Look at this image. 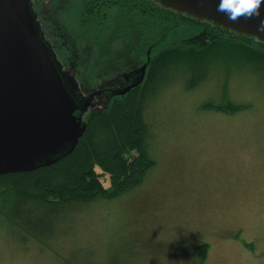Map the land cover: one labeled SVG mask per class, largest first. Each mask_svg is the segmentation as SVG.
I'll use <instances>...</instances> for the list:
<instances>
[{
  "label": "rangeland",
  "instance_id": "obj_1",
  "mask_svg": "<svg viewBox=\"0 0 264 264\" xmlns=\"http://www.w3.org/2000/svg\"><path fill=\"white\" fill-rule=\"evenodd\" d=\"M92 1L31 2L72 91L82 101L100 93L89 115L150 58L115 7L103 34L88 32ZM219 46L193 64L156 66L139 90L154 164L138 187L69 219L0 214V264H264V56Z\"/></svg>",
  "mask_w": 264,
  "mask_h": 264
},
{
  "label": "trees",
  "instance_id": "obj_2",
  "mask_svg": "<svg viewBox=\"0 0 264 264\" xmlns=\"http://www.w3.org/2000/svg\"><path fill=\"white\" fill-rule=\"evenodd\" d=\"M109 7H115L127 23L135 22L124 29L141 33L137 46L146 52V58L150 52L144 82L124 96L113 97L102 112L87 114V131L73 153L33 172L0 176V214L8 221L25 224L44 217L69 219L93 200L118 198L142 183L154 162L144 144L145 100L139 90L156 66L177 65V59L193 64L209 51L219 50L222 43L240 44L264 56V43L258 39L177 14L153 0L92 1L83 8L84 28L103 34ZM224 110H232L231 104ZM106 176L108 188L101 181Z\"/></svg>",
  "mask_w": 264,
  "mask_h": 264
},
{
  "label": "water",
  "instance_id": "obj_3",
  "mask_svg": "<svg viewBox=\"0 0 264 264\" xmlns=\"http://www.w3.org/2000/svg\"><path fill=\"white\" fill-rule=\"evenodd\" d=\"M153 1L264 43V33L257 32L259 19L228 21L216 10L219 0ZM31 2L0 0V176L33 172L73 153L87 131L93 100V94L80 100L70 88ZM261 12L264 18V6ZM146 68L127 88L106 90L108 103L140 87Z\"/></svg>",
  "mask_w": 264,
  "mask_h": 264
},
{
  "label": "clouds",
  "instance_id": "obj_4",
  "mask_svg": "<svg viewBox=\"0 0 264 264\" xmlns=\"http://www.w3.org/2000/svg\"><path fill=\"white\" fill-rule=\"evenodd\" d=\"M262 6H264V0H219L216 10L224 14L227 20L232 22H236L240 18L245 20L257 18L259 19L257 32L264 33Z\"/></svg>",
  "mask_w": 264,
  "mask_h": 264
},
{
  "label": "flooded vegetation",
  "instance_id": "obj_5",
  "mask_svg": "<svg viewBox=\"0 0 264 264\" xmlns=\"http://www.w3.org/2000/svg\"><path fill=\"white\" fill-rule=\"evenodd\" d=\"M46 37H45V36ZM44 38H45V40L47 41V43L49 44V46L51 45L53 48H54V50L56 49V47H55V45L52 43V41H51V39H49V36H47L46 35V33L44 32ZM56 51V50H55ZM56 55H58L57 54V52H56ZM58 57H59V55H58ZM129 75H132V76H130L129 78H128V80H127V84H132L134 81H135V79L137 78V76H138V74H137V72H133V73H131V74H129ZM126 76H128V75H126ZM110 89H113V88H110ZM110 89H105L104 90V92L106 91V90H110ZM102 93V92H101ZM104 94V93H103ZM98 95H100V93H93V100H92V105H94L95 104V102L97 101V97H98ZM105 96H106V99H107V101H108V96L105 94ZM78 97V96H77ZM89 97V96H88ZM87 97V98H88ZM79 98V97H78ZM86 98V99H87ZM85 99V100H86ZM92 105H91V107H92ZM91 109V108H90Z\"/></svg>",
  "mask_w": 264,
  "mask_h": 264
}]
</instances>
